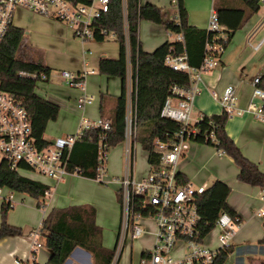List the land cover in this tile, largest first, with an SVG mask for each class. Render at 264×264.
Here are the masks:
<instances>
[{"label":"built area","instance_id":"2783aa9c","mask_svg":"<svg viewBox=\"0 0 264 264\" xmlns=\"http://www.w3.org/2000/svg\"><path fill=\"white\" fill-rule=\"evenodd\" d=\"M109 3L110 0H0V43L8 29L15 27L13 17L19 10L50 18L68 26L74 38L78 40L94 41L96 28L93 22L108 12ZM122 4L125 6L124 0ZM175 5L177 7L176 0ZM258 5L264 8V0H258ZM174 20L179 23L178 14ZM206 32L211 36L206 40L203 60L199 67H192L188 63L183 34L168 33L171 37L174 36L173 42L178 43L180 49L177 51L175 46H171L164 59V65L173 71L186 74L188 85L186 87L173 85L170 88L160 117L179 124L180 129L167 141H155L158 163L149 166L146 176L139 180L132 175L136 135L133 88L130 102L127 97L125 116L126 172L123 176L111 180L105 179L107 153L110 148L106 137L112 126L108 118L100 117L93 121L82 118L75 134L57 137L48 145L41 146L32 135L30 116L22 101L14 94L0 89V170L5 167L10 172L20 175L25 171L37 172L58 183L67 175H78L77 168L73 172L68 170L69 155L75 142L87 130L99 131L95 180L102 184H115L120 205L117 241L110 264H120L128 241L132 242L151 230L154 238L152 248L143 251L135 262L130 257L129 264H216L219 255L231 248L233 238L241 225L238 217H231L225 212L220 213L214 222V229L219 230L218 247L212 249L206 245L208 235L202 234L201 217L195 204L196 197L206 188L194 186L189 182L182 183L177 178L178 159L189 149L190 142H195L199 134L196 124L204 117L200 116L195 123L192 122V106L196 96L200 94L202 76L218 66L224 52L226 30L219 24L215 10L210 13ZM99 34L104 39L109 36L114 38L113 33L105 29H100ZM22 47L21 42L19 48ZM92 73L93 71H83L80 74H71L62 71L59 74L67 86L80 90L81 94L76 104L81 110L93 102L85 88V79ZM22 76L36 82L48 78L46 73ZM251 84V100L243 109L237 106V97L232 86L226 87L221 95L214 92L213 97L221 108L220 115L230 120L249 114L264 122L262 78L256 76ZM203 141L209 142L212 146L218 144L213 130L204 135ZM217 153L225 155L222 151ZM13 192L5 186H0V206L13 207ZM260 194L261 200L264 201V187L261 188ZM50 195V190L45 191L43 198ZM38 204L42 218L39 228L29 235L30 260H33L36 251L42 248L40 226L46 215V205L44 201ZM260 214L264 217V210H261ZM18 263L16 261V264Z\"/></svg>","mask_w":264,"mask_h":264},{"label":"trees","instance_id":"16d2710c","mask_svg":"<svg viewBox=\"0 0 264 264\" xmlns=\"http://www.w3.org/2000/svg\"><path fill=\"white\" fill-rule=\"evenodd\" d=\"M110 0L109 10L93 22L96 28V41H103L100 29L113 33L119 46V58L109 60L101 58L98 72L107 77L119 78L122 82V92L114 101V108L107 116L111 121V130L107 133L108 146L115 147L125 140V116L127 107L126 80L128 65L131 66V84L136 116L135 144L147 154L149 166L157 165L159 156L155 152V141H167L180 129V125L160 117L161 109L169 96L173 85L186 87V74L176 72L164 65L171 46L177 51L180 45L176 42H166L153 52L142 50L138 40V27L141 21L161 25L168 33L184 36L188 63L199 67L204 56L206 40L211 36L206 30H200L187 25L186 12L182 0H176L179 23L174 19H164L162 10L154 5H141L140 0ZM214 10L218 22L226 30L224 48L228 45L234 32L241 29L246 21L259 10L258 0H214ZM25 32L22 29L9 28L0 43V89L14 94L22 101L29 113L32 135L41 146L48 145L43 136L49 122H54L59 114V107L35 94L36 80L23 77L25 75L49 74L50 70L41 63L20 61L16 58L19 46ZM135 93V97H134ZM105 96H100L99 110L103 113ZM227 119L224 115L204 116L196 124L198 136L195 143L213 147L217 152L222 151L232 159L238 169L237 180L253 187H264V174L257 166L247 160L227 135L225 126ZM215 125V126H213ZM213 130L217 145L205 143L203 137ZM99 131L87 130L77 140L70 152L68 170H79L78 175L95 180L98 164ZM177 178L185 183L179 174ZM0 186H5L16 193L25 194L38 200L44 197L48 186L30 180L20 174L10 172L3 167L0 170ZM230 188L215 181L210 187L198 195L195 200L201 217L203 236L209 235L214 229V222L222 212L231 217H237L227 203ZM40 208V205H37ZM8 206H0V241L6 238L23 236L24 232L7 223ZM95 209L87 205L53 208L47 212L40 226L42 247L50 256L46 264H64L76 248H81L92 255L93 264H110L114 249L107 250L102 245V231L95 222ZM115 248V247H114ZM230 250V249H229ZM229 250L219 255L216 264H223ZM36 264V263H32Z\"/></svg>","mask_w":264,"mask_h":264},{"label":"crops","instance_id":"0c3cea01","mask_svg":"<svg viewBox=\"0 0 264 264\" xmlns=\"http://www.w3.org/2000/svg\"><path fill=\"white\" fill-rule=\"evenodd\" d=\"M213 3L214 0H182V7L186 12L187 25L206 30L210 13L214 10ZM140 4H151L160 8L164 19H174L176 14H178L177 7L176 11H174L171 6H166L168 0H140ZM261 8L259 7L258 12L253 14L241 29L233 33L228 45L224 48L218 66L203 74L200 94L196 96L192 106V122L195 123L200 116H218L221 114V108L213 97L214 92L217 95H221L226 87L232 86L235 89L237 106L243 109L251 100L252 80L256 76H260L262 84H264V11ZM33 16L37 18L39 23H42L44 35H42L43 38H40V44L46 48L43 55L38 54L39 58L34 63L39 62L50 70L48 78L39 81L48 84L47 86L44 85L42 93L37 94V96L59 107L58 121L63 114L70 119L68 121L65 118L62 122H49L47 124L43 138L45 141L51 142L55 137H65L77 132L80 123L78 122L77 124L79 113L80 120L82 118L94 120L100 117L107 118L112 112L114 100L122 92V82L116 77L99 76L98 66L101 58L117 60L119 58V46L114 41L117 47L116 45L109 47L105 43V39L103 41L83 42L74 38L72 30L68 26L50 18L35 14ZM144 26L146 27V24ZM147 31L149 36L145 40L138 36L142 50L147 53H151L158 46L174 40L161 25L149 22ZM25 34L28 36L32 35L33 30H29ZM62 71H67L71 74L93 71L85 79L86 93H90L89 96L93 98V102L83 110L79 109L76 104L81 94L80 90L66 86L59 75ZM60 84H65L66 88L60 86ZM95 86H97L96 89L98 90H95ZM93 94L99 97V104H96V106H93L97 100ZM101 95L105 96L103 113L99 110ZM68 122L71 123L70 128L67 127ZM225 131L239 148L241 154L255 164L258 170L264 174V122L255 119L249 114H245L228 120ZM134 168L135 158L132 166V175L139 180L146 176L150 167L148 165L147 172L141 173H136ZM109 171L111 178L123 176L126 172V162L122 163L121 167L116 168L115 158L111 157ZM176 171L186 182L194 186L208 188L215 181H220L230 188L227 203L241 220V225L233 238L232 246L223 264H264V231L251 232L248 229L250 219L254 216L251 215L247 207L248 200H251L250 198L253 195H258L263 206L257 209L256 216L264 222V217L260 214V211L264 210V201L261 200L260 194L261 188L238 182V169L235 168L231 158L226 155H219L213 147L198 143L190 144L189 149L180 156ZM73 176L67 175L66 177ZM93 181L83 177L74 178V180L70 179L67 182L64 179L60 181L58 185L64 184V187H70L71 193H69V197L63 198V200L66 199V204L58 205L60 206L58 208H64L68 205L88 206V204H92L91 200L84 199L79 195L76 186L87 182L93 183ZM44 185L48 186L49 189L51 188L48 184ZM53 193L49 197L50 200L53 198ZM45 205L47 214L53 208L48 211L47 204L45 203ZM40 213L42 218V212L40 211ZM8 222L10 223L9 220ZM36 222H38V217ZM36 225H21L23 228L18 226L17 228L24 232L23 236L6 238L0 241V264H16V261L19 262L18 264L26 262L47 263L50 254L43 247L36 251L33 260L29 258V242L31 241L29 235L39 228L40 223L37 228ZM97 226L99 227V224ZM149 228L152 229L151 226ZM145 235L151 236L152 247L154 244L152 230ZM116 241L117 238L115 244ZM211 244L212 242L210 241L208 246L212 249L218 247L217 242H215L213 247L210 246ZM145 250L147 249H141L139 256ZM64 264H93V258L89 252L76 248Z\"/></svg>","mask_w":264,"mask_h":264},{"label":"rangeland","instance_id":"374dc122","mask_svg":"<svg viewBox=\"0 0 264 264\" xmlns=\"http://www.w3.org/2000/svg\"><path fill=\"white\" fill-rule=\"evenodd\" d=\"M170 1V4H169ZM166 6H171V8L176 11V5L175 0H168V4ZM262 11H264V8H261ZM146 24V27L144 26ZM147 24L149 22L147 21H141L139 23L138 27V36H141L143 40L149 36V33L147 31ZM13 25L16 28L22 29L25 33H27L29 30H33L32 35H26L24 34L22 44L23 47L19 48L16 58L20 61H26V62H35L39 56L40 53L43 55V52L46 51V48L40 44V38H43L42 35H44V32L42 31V23H39L37 18L33 16V14L19 10L14 14L13 17ZM172 38L174 36L172 35ZM114 38L109 36L108 38H105V43L109 47H114L116 45V41ZM117 47V45H116ZM60 69V68H59ZM99 74V73H98ZM99 76L103 77V75ZM131 77H132V71L131 66L128 65V74H127V80H126V88H127V97L128 102H130L132 97V86H131ZM48 83L45 82H36L35 86V94L39 95L42 93L44 89V85L47 86ZM60 86L65 87V84H60ZM67 86V85H66ZM95 90L97 86L94 87ZM90 95V93L88 94ZM97 100L94 103L93 106H96V104H99V97H97L95 94H93ZM116 99V98H115ZM115 101V100H114ZM60 112V111H59ZM73 115V114H72ZM62 117H59L54 122H62V120H68L70 119L68 117H65V114L61 115ZM80 118V113L79 116ZM192 117V116H191ZM77 118V124L80 122V119ZM75 119V118H74ZM89 120V119H88ZM95 120V119H94ZM93 121V120H91ZM50 122V123H54ZM58 126V125H57ZM68 128L71 127V123L68 122L67 125ZM56 138V137H55ZM195 142H190V144H194ZM125 148H126V142L123 141L122 143L116 145L115 147L109 148V151L107 153V171H106V180H111V174L109 171L110 166V160L111 157L115 158V167L118 168L121 167L122 163H125ZM134 158H135V171L136 173L141 172H147L148 170V164L146 159V153L140 148L138 144H135L134 148ZM235 168H237L235 166ZM21 176L28 178L30 180L42 183V184H48L51 188V193H53V198L50 200L49 197L46 198H39L38 200L32 199L31 197L13 192V207L10 208L7 213V223L8 220L10 221L9 225L15 226V227H22L21 225H36V228L38 227L40 221H41V213L38 207H36L37 203H42L43 201L47 204V210L51 208H58L62 204H66V199L63 200L64 197H69V193H71L70 187H64L62 184L58 185L60 182H55L47 177H44L37 172L32 171H25L21 172ZM79 175H74L73 177H66L64 178V181L67 182L70 179H77ZM114 177V176H113ZM238 181V180H237ZM239 182V181H238ZM100 186V187H97ZM196 186V185H195ZM76 190L79 191V195L84 198L91 200L93 203L88 204V206H93L96 210V223L99 224V227L102 231V245L107 250L114 249L115 240L117 238V230L119 226V219H120V205L119 200L117 197V186L115 184H102L98 183L95 180L92 182H87L80 184L76 186ZM251 200H248V209L251 212V215L254 217L250 219V223L248 226V229L251 232H258V231H264V222L262 220L258 219L256 216L257 209L260 208L262 203L260 202V197L258 195H253ZM38 205V204H37ZM71 205H68L66 207H69ZM65 208V207H64ZM38 217V222L37 221ZM36 222V223H35ZM30 223V224H29ZM33 223V224H32ZM35 223V224H34ZM34 227V226H33ZM219 230L213 229L206 240V245H209V242L211 241L212 244L210 246H215V242H217V236H218ZM151 236L143 234L141 237H139L136 240H133L132 243L128 241V243L125 245V249L122 253V256L120 258V264H129L130 257L132 258V261H137L139 257V252L141 249H151ZM116 245V244H115Z\"/></svg>","mask_w":264,"mask_h":264}]
</instances>
